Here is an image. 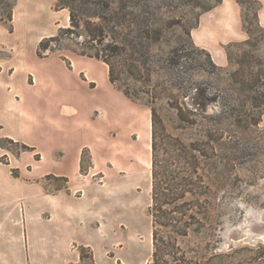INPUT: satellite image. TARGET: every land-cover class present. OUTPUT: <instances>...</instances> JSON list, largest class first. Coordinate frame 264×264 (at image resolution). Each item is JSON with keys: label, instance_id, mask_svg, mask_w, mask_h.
Returning <instances> with one entry per match:
<instances>
[{"label": "rangeland", "instance_id": "1", "mask_svg": "<svg viewBox=\"0 0 264 264\" xmlns=\"http://www.w3.org/2000/svg\"><path fill=\"white\" fill-rule=\"evenodd\" d=\"M15 1L0 0V21L9 24ZM54 7L64 8L66 26L41 40L40 54L106 60L113 86L145 112L149 127L139 140L130 133L125 156L84 149L73 191L65 178H27L51 200L62 191L79 212L73 236L53 227L69 241L51 264H151L153 127L157 169L185 175L191 151L211 198V230L179 238L192 263L264 264V0H58ZM0 145L3 163L31 149L9 139Z\"/></svg>", "mask_w": 264, "mask_h": 264}, {"label": "crops", "instance_id": "2", "mask_svg": "<svg viewBox=\"0 0 264 264\" xmlns=\"http://www.w3.org/2000/svg\"><path fill=\"white\" fill-rule=\"evenodd\" d=\"M57 1L16 0L10 25L0 21V49L7 52L0 57V140L31 148L18 158L9 156L7 163L0 160V264H51L69 241H61L53 227L74 235L75 206L62 201V191L51 200L43 184L27 178H65L73 191L84 149L125 156L130 133L139 140L145 126V112L113 86L104 61L38 54L41 40L66 26L64 8L54 7ZM7 153L0 145V157ZM45 214L59 220L51 223Z\"/></svg>", "mask_w": 264, "mask_h": 264}, {"label": "trees", "instance_id": "3", "mask_svg": "<svg viewBox=\"0 0 264 264\" xmlns=\"http://www.w3.org/2000/svg\"><path fill=\"white\" fill-rule=\"evenodd\" d=\"M70 14L72 23L75 22ZM73 26H78L74 23ZM52 39L55 36L51 37ZM42 41L38 46L42 47ZM97 57V56H96ZM98 58V57H97ZM106 63V60L103 59ZM110 66V65H109ZM111 78V69H109ZM127 96L126 93H124ZM128 97V96H127ZM154 116V113H153ZM26 147V145H24ZM152 242L151 264H193L179 238L191 233L200 234L210 231V208L212 205L209 192L202 184V175L196 174L199 164L195 154L188 150L192 167L185 175L157 169L155 130L152 129ZM187 149V148H186ZM190 149V146H188ZM195 150V148H192ZM194 177L198 181L194 180ZM205 188L202 190V188ZM188 195L191 197L189 198Z\"/></svg>", "mask_w": 264, "mask_h": 264}, {"label": "bare ground", "instance_id": "4", "mask_svg": "<svg viewBox=\"0 0 264 264\" xmlns=\"http://www.w3.org/2000/svg\"><path fill=\"white\" fill-rule=\"evenodd\" d=\"M148 127H149V124H147V123H145V126H144V130H148ZM144 139H146V134H144ZM140 148V147H139ZM146 148L149 150V149H151V145H150V142H149V139H148V143L146 144ZM141 149V148H140ZM141 150H143V149H141ZM139 157V156H138ZM140 163H144V161L143 160H140L139 161Z\"/></svg>", "mask_w": 264, "mask_h": 264}]
</instances>
